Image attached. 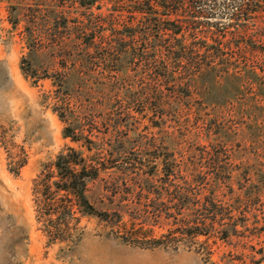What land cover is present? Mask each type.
Segmentation results:
<instances>
[{"label":"rangeland","instance_id":"obj_1","mask_svg":"<svg viewBox=\"0 0 264 264\" xmlns=\"http://www.w3.org/2000/svg\"><path fill=\"white\" fill-rule=\"evenodd\" d=\"M112 1L97 0L95 8L100 10L95 12L117 15L119 4ZM85 11L79 0H0V264H264V137L255 130L264 121V109L247 97L241 121V115L235 116L239 107L228 114L222 89L201 83L188 87L186 79L174 91L171 83L162 82L165 100L157 109L151 92L142 93L141 69L133 59L112 74L105 63L90 66L95 110L84 125L112 143L108 147L113 153L130 151L129 157L156 161L159 177L141 188L110 161L100 178L89 183L87 196L98 210L127 211L128 224L137 218L130 214L135 207L151 205L165 214L151 220L152 231L120 233L97 216L86 215L78 231L63 242L50 241L41 229L34 180L68 147L87 157L93 154L83 143L64 137V124L45 102L53 89L47 76L57 72L61 62L53 52L54 25L87 22L90 12ZM61 12L67 18L55 23ZM224 12L220 8L212 21L227 26L230 20ZM131 17L126 14L124 20ZM191 22L199 27L201 20ZM240 22L254 33L264 27V12ZM110 75L119 77L118 84H108L116 81ZM123 80L132 91L118 94ZM128 111L133 117L126 122ZM231 127H240L242 133L229 132ZM23 159L20 173L12 174L9 168ZM170 167L184 180H160ZM148 192V198L140 196ZM198 209L207 218L217 217L216 225L208 231H184V218H197Z\"/></svg>","mask_w":264,"mask_h":264},{"label":"trees","instance_id":"obj_2","mask_svg":"<svg viewBox=\"0 0 264 264\" xmlns=\"http://www.w3.org/2000/svg\"><path fill=\"white\" fill-rule=\"evenodd\" d=\"M113 1L119 4L117 15L96 13L95 10H100L95 8L97 0H79L85 12H90L88 18L85 13L81 15L87 18V22L83 20L75 26H68L65 19L66 24L60 26L56 22L64 17L62 12L61 17L55 21L57 39L53 52L61 62L60 69L47 76L52 80L53 89L45 95V102L52 105L53 112L64 124V137L83 143L93 154L87 157L83 152L68 147L54 162L46 165L34 180L36 220L52 242H63L72 237V231H78L81 217L86 215L97 216L101 221L111 224L112 231L120 233L152 231L151 220L162 218L165 214L163 209H155L151 205L135 207L133 214L129 212L137 218L128 224L124 221L127 211L98 210L87 196L89 183L100 178L110 161L119 164V173L126 175L141 188L143 185L152 186L153 181L159 177L156 161L143 155L140 158L129 157L133 154L130 151L124 152L125 155L122 152L115 154L110 149L112 143L103 141L92 130L86 129V117L95 110L90 102L89 82L93 70L90 66L105 63L108 73L112 74L120 72L119 67L128 59H133L132 62L137 63L141 69L139 77L144 88L142 93L147 95L148 90L151 92L157 109L165 100L162 82L171 83L170 87L174 91L182 86L184 79L188 87H197L200 83L209 84L207 88L210 85L218 86L223 96L227 97L225 104L228 114L231 115L239 107L235 116L241 115V121L245 117L243 110L245 100L248 102L247 97H252L255 105L264 109V46L261 45L264 43V27L250 33L249 26L240 22L264 12V0ZM124 2L129 5L125 7ZM220 8L230 20L227 26H221L211 19L218 15ZM126 14L132 16L131 20H124ZM194 19L201 20L197 23L199 27L192 26L196 23L191 22ZM227 35L231 36L230 40L226 39ZM209 39L212 42H208ZM31 53L35 54V51ZM241 56L243 60H240ZM110 76L116 81H108V84H118L119 77ZM129 86L123 80L116 92L132 91L133 87ZM249 90L250 94L247 93ZM147 97L141 99V104L146 102ZM124 98L128 102L126 94ZM128 112L125 114L126 122L133 117ZM239 128L231 127L229 132L241 134ZM255 130L264 137V121ZM25 163V159L19 160L9 171L18 175ZM159 179L169 183L184 180V177H179L175 169L170 167L164 169ZM149 194L140 196L148 198ZM186 202L192 200L187 199ZM194 202L199 205V202ZM197 211V218L188 222L184 218L183 230L208 231L214 228L217 217L207 218L200 213V209ZM139 220L141 223H138ZM221 225L224 231H229L228 227H224L225 223ZM199 235L190 233L189 236ZM121 236L126 238L128 235Z\"/></svg>","mask_w":264,"mask_h":264}]
</instances>
